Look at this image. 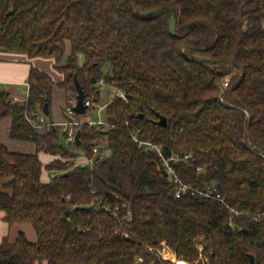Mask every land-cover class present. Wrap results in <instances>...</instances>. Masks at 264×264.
<instances>
[{"label": "trees", "instance_id": "1", "mask_svg": "<svg viewBox=\"0 0 264 264\" xmlns=\"http://www.w3.org/2000/svg\"><path fill=\"white\" fill-rule=\"evenodd\" d=\"M263 22L264 0H0V50L63 73L32 65L25 98L0 96L10 137L36 145L0 142V210L37 234L4 236L0 264H264ZM76 81L93 100L104 82L121 93L65 143L53 89L76 98ZM175 176L213 192L176 196Z\"/></svg>", "mask_w": 264, "mask_h": 264}, {"label": "crops", "instance_id": "2", "mask_svg": "<svg viewBox=\"0 0 264 264\" xmlns=\"http://www.w3.org/2000/svg\"><path fill=\"white\" fill-rule=\"evenodd\" d=\"M32 65L49 72L55 80H60L63 77V73L55 68V62L52 58H41V56H35L34 58H31L24 53L0 50V96L2 91H7L12 96H19L20 98L25 97L28 90V75ZM58 87L59 86L55 85L53 89L52 114L56 100V88ZM65 94L66 98L67 92H65ZM53 119L56 120L57 118ZM56 121L58 123H64L71 120H67L63 117L58 118ZM10 126L11 117L0 114V142L6 144L10 149L13 150L35 152L36 145L34 142L10 137ZM40 156L44 162H47L52 157L45 152H40ZM3 182L4 179L0 178V191L3 189ZM3 217L4 212L0 210V240H2L4 236H7L9 240L13 241L22 231L30 240L35 241L37 239L36 231L31 223L16 222L10 224L5 221ZM41 264L47 263L43 262Z\"/></svg>", "mask_w": 264, "mask_h": 264}, {"label": "built area", "instance_id": "3", "mask_svg": "<svg viewBox=\"0 0 264 264\" xmlns=\"http://www.w3.org/2000/svg\"><path fill=\"white\" fill-rule=\"evenodd\" d=\"M224 85H228V81H225ZM27 95H28V90L26 92L25 97ZM25 97H23V98H25ZM23 98H20L19 96H13L14 101H18V100H21ZM85 103L87 105V111H88V106H93L94 100L92 98H86ZM68 111L70 113L74 112L73 107H69ZM44 118H45V115L41 114L40 119L44 120ZM86 120L90 125L103 123V119L101 120V119L87 118ZM82 121H84V119L74 118V120L64 122L65 127L63 128V130L66 131V135H67L68 140H70V141L76 140L75 136H76L77 131L74 128V124H79ZM141 143H143V142H141ZM143 144L145 145V147L147 149L156 150L158 152V154L161 157H163V153H162L159 145H157L151 141H145ZM101 146H103L102 143L96 145L93 148V151L95 152L93 157H87L86 155H81L76 160L75 166L92 165L94 163L95 159L102 158L105 155V152L100 151ZM172 158H176V157H172ZM164 165L167 168V172H169L170 174L175 173L174 168L169 164L168 160H166V159L164 160ZM56 173L57 172H55V171H51L48 176L50 178H53L56 175ZM174 180H175V182H179V185L176 188V193H175L176 196H180L183 192H186L187 190H190V189L192 190V193H202V194H206V195H209L213 192V186L211 184L208 185L205 189H200V188H191V186H189L188 184L181 182L177 176L174 177ZM140 260H142V258H140Z\"/></svg>", "mask_w": 264, "mask_h": 264}, {"label": "rangeland", "instance_id": "4", "mask_svg": "<svg viewBox=\"0 0 264 264\" xmlns=\"http://www.w3.org/2000/svg\"><path fill=\"white\" fill-rule=\"evenodd\" d=\"M263 25H264V22H263ZM173 27H174V25L172 24V28ZM41 58H45V57H41ZM104 69L109 70V65H105ZM56 90H57V93L55 95L56 100H55V106L53 109L52 117L57 118V119L64 117L67 120H74V118L84 119V120H86L87 118H93V119H101L102 120L104 118V115H105V105L111 100V98L113 96H115L116 94H118L120 92L119 90H117L116 87H114L110 83L104 82L100 86L99 99L94 100L93 106L90 107L86 113H76V112L70 113L68 111V108L73 107V105L76 102V98H75L74 94L71 93V95H70V93L69 94L67 93V96L65 98V95H66L65 89H63L62 87H60V88L58 87V88H56ZM53 120H54V122L59 124L62 128L65 127L63 122L58 123L55 119H53ZM105 140H106L105 138L102 140L103 146L106 144ZM63 141L65 143L68 142L67 136L64 135ZM104 152L106 153V149L104 150ZM164 256L170 257L171 255L166 253V254H164Z\"/></svg>", "mask_w": 264, "mask_h": 264}, {"label": "water", "instance_id": "5", "mask_svg": "<svg viewBox=\"0 0 264 264\" xmlns=\"http://www.w3.org/2000/svg\"><path fill=\"white\" fill-rule=\"evenodd\" d=\"M76 88H77V95H76V102L73 105V110L76 113H86L87 112V105L85 103V100H86L87 96L85 94L83 87L81 86V84L78 81H76ZM44 111L46 114L50 113V110L47 108V105L44 106ZM137 115L142 116L143 114L138 113ZM160 122L165 125L166 124V118L163 116L161 118ZM65 133H66V131L63 130V134H65ZM75 138H76L77 143H80V130H77ZM250 258L252 261L254 260L253 254L250 255Z\"/></svg>", "mask_w": 264, "mask_h": 264}, {"label": "bare ground", "instance_id": "6", "mask_svg": "<svg viewBox=\"0 0 264 264\" xmlns=\"http://www.w3.org/2000/svg\"><path fill=\"white\" fill-rule=\"evenodd\" d=\"M179 264H191L190 262H188L187 260H184V259H180L178 261Z\"/></svg>", "mask_w": 264, "mask_h": 264}]
</instances>
